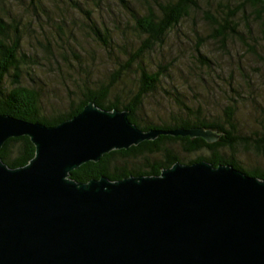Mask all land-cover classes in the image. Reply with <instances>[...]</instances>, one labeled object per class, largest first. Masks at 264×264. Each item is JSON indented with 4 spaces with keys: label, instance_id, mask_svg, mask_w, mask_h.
Masks as SVG:
<instances>
[{
    "label": "water",
    "instance_id": "1",
    "mask_svg": "<svg viewBox=\"0 0 264 264\" xmlns=\"http://www.w3.org/2000/svg\"><path fill=\"white\" fill-rule=\"evenodd\" d=\"M161 135L220 139L202 127L144 130L96 102L55 126L0 114V149L22 136L36 146L25 166L0 157V264H264V179L232 164L72 178Z\"/></svg>",
    "mask_w": 264,
    "mask_h": 264
},
{
    "label": "rangeland",
    "instance_id": "2",
    "mask_svg": "<svg viewBox=\"0 0 264 264\" xmlns=\"http://www.w3.org/2000/svg\"><path fill=\"white\" fill-rule=\"evenodd\" d=\"M39 1L44 3L45 9L40 8L49 14L37 9L38 5L33 0H0V17L17 23L25 36L22 52L29 55L37 51L36 36H40L41 31L64 35L59 43L60 51L52 47L54 55L48 50L41 55L51 59L52 63L41 59L43 65L35 66L33 72L36 83L44 91L46 111L51 113L53 108H67L70 96L84 98L83 90L88 84L84 72L88 65L75 57L77 63L71 68L64 59L65 54L71 60L76 54L81 56L92 69L90 78L94 82L88 85L98 86V82L104 81L105 76H111L121 66L118 60L108 58L103 44L87 36L90 34L96 39L95 30L91 29L94 21L98 22L102 32L105 33L108 28L118 34L120 28L132 19V14L142 12V9L139 0H128L127 8L120 6L116 0H107L101 5L94 0ZM198 3L190 15L185 16L166 36L163 50L157 47L151 50V54L147 53L145 68L149 72L161 71L163 74L158 92L145 100L144 111L140 110L137 116L141 122H169L170 113H180L182 104L176 96H181L192 107L205 109L202 117L210 121L224 122L227 108L234 106L238 133L249 135L253 130L262 129L263 125L264 13L260 14L258 6L251 0H198ZM88 12L92 14V19ZM10 15L12 18L8 19ZM228 15L230 26L239 25L240 31L237 34L232 32L227 47H223L216 37L219 26L213 18L222 19ZM136 41L137 36L132 32L114 39L116 50L122 49L119 46L122 43ZM207 59L210 60L209 65H206ZM140 65L142 63L133 66L135 88L139 86L138 78L142 74ZM127 91L118 88L113 94ZM174 148L186 160L209 155L207 149L187 155L182 146L175 145ZM221 153L238 161L245 170L264 169V158L248 152L243 144H238L234 150L227 147ZM143 162L139 163L145 164Z\"/></svg>",
    "mask_w": 264,
    "mask_h": 264
},
{
    "label": "trees",
    "instance_id": "3",
    "mask_svg": "<svg viewBox=\"0 0 264 264\" xmlns=\"http://www.w3.org/2000/svg\"><path fill=\"white\" fill-rule=\"evenodd\" d=\"M33 1L37 3V9H45L44 3L39 0ZM106 1L94 0L95 3L99 2V5L106 3ZM139 1L142 12L133 13L132 19L120 28V33L114 34L108 28L104 33L98 26V22L94 21L91 29L95 30L96 39L87 34L92 40L103 44L108 51V58L118 60V65L121 67L111 76H105L104 81L98 82V86H90L94 82L90 78V71L92 70L90 65L77 54L74 56V60L69 59L68 54H65L64 59L67 64H70L71 68H74L75 63H77L75 57L88 65L87 68H84V72L87 83L90 85L87 84L86 89L83 90L84 98L76 95L70 96L67 108H53L51 113L46 111L44 91L36 83L33 72L35 66L43 65L41 59L52 63L51 59L41 55L46 54L47 50L54 55L55 52L52 47L60 51L61 46L59 43L64 35L41 31V35L36 36L37 51L29 55L22 52L25 36L21 33L17 23L8 22L0 17V114L55 126L81 113L90 102H96L98 106L106 110H129L131 121L144 130L202 127L214 130L220 135V139L216 142H208L202 137L161 135L156 140L144 141L130 149L114 150L103 156L99 162L91 161L74 170L71 174L72 178L79 182H89L92 179H100L104 176L110 177L112 180H121L132 175H160L164 169L172 167L177 162L194 163L203 160H207L216 166L232 164L252 176L264 179V169L259 167L252 171L245 170L237 163L238 161L221 153V150L227 147L234 150L238 144H243L248 152L264 158V115L262 129L253 130L251 134L243 136L238 133L239 128L234 106L227 108L224 122L210 121L206 117H202L205 114V109H196L186 103L181 96H176L182 106H180V113L169 114V122L154 124L149 123L148 120L141 122L138 118V112L140 110L144 111L145 100L151 94L158 92L163 74L161 71L149 72L145 68L144 63L148 57L147 53L151 54L157 47L163 50L165 38L169 32L179 25L185 16L190 15L195 6L199 5L198 0ZM251 1L255 6H258L260 14L264 13V0ZM116 2L123 8L128 6V0H116ZM75 4L79 6L77 2ZM44 9L40 11L49 14ZM88 15L92 19L90 12H88ZM11 18L12 15L8 19ZM213 21L219 26L216 37L220 39L223 47H227L228 37L232 32L237 34L240 31L239 25L231 27L229 15L222 19L213 18ZM130 32L137 36V41L132 44L122 43L119 45L122 49L116 50L114 39L121 36L125 37ZM59 63L60 61L57 65ZM141 63L142 65L139 68L142 74L138 78L139 86L135 88L134 78H132L133 70H135L133 66ZM209 64L210 60L207 59L206 65ZM88 80L92 82L89 83ZM114 87L115 90L123 88L124 91H128L113 94ZM175 145L182 146L187 155L203 149H207L209 155L186 160L175 150ZM35 155L36 146L28 136L10 138L4 147L0 149V157L12 167L27 165ZM140 161H145L143 162L145 164L139 163Z\"/></svg>",
    "mask_w": 264,
    "mask_h": 264
}]
</instances>
